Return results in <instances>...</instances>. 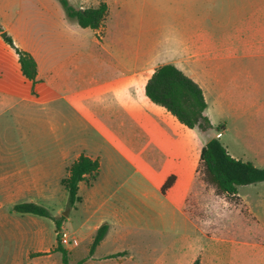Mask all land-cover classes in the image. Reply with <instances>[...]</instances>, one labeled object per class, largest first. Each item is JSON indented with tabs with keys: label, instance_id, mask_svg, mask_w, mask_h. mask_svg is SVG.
<instances>
[{
	"label": "crops",
	"instance_id": "crops-1",
	"mask_svg": "<svg viewBox=\"0 0 264 264\" xmlns=\"http://www.w3.org/2000/svg\"><path fill=\"white\" fill-rule=\"evenodd\" d=\"M68 2L81 10L105 2L107 17L99 28L83 27L61 0H0V264L30 263L57 246L54 218L14 206L36 203L54 217L67 215L62 179L81 155L98 160L100 169L80 183L81 201L68 217L79 243L88 244L86 251L78 248L85 254L78 262L124 264L152 250L163 262L164 239L161 249L147 245L136 237L139 225L162 236L178 223L196 225L207 182L196 127L153 102L146 84L160 65H176L203 89L213 127L214 109L264 111V0H172V7L145 0ZM16 48L36 60L34 80L23 74ZM263 122L251 124L253 134ZM219 125L221 138L230 128ZM208 136L207 142L216 135ZM258 183L237 196L249 211L240 214L261 235L253 245L264 259ZM103 225L107 233L90 254ZM254 231L248 225L243 232ZM200 260L230 264L221 255Z\"/></svg>",
	"mask_w": 264,
	"mask_h": 264
},
{
	"label": "rangeland",
	"instance_id": "rangeland-1",
	"mask_svg": "<svg viewBox=\"0 0 264 264\" xmlns=\"http://www.w3.org/2000/svg\"><path fill=\"white\" fill-rule=\"evenodd\" d=\"M142 1V0H139ZM148 5L158 7H172L175 5L172 0H145ZM176 16L170 15L169 23L176 26ZM214 127L207 133L196 127L195 132L200 134L201 146L206 144L209 134L218 136L221 133L217 129V125H227L230 130L223 131L221 137L222 143L228 148L229 152L236 158L249 160L257 166L264 167V122L256 134H253L252 123L264 121V111L258 110H213ZM222 135V133H221ZM220 137V136H218ZM203 167L200 166L201 176H203ZM258 187H264V181L259 182ZM213 185L207 182L205 189L203 188V203L200 209L202 221L194 224L181 223L176 228H169L168 233L162 236L159 230L148 229L147 225H139L140 230L136 233V237L143 240L147 245L153 248H162L164 239V248L168 246V252L165 254L163 262L161 252L152 250L150 253L138 252L139 258L134 261H126L124 264H188L193 257L201 258L203 256L221 255L226 262L230 264H264V259H260V247L254 246L261 240V235L257 232V226L249 223V228L255 230L250 234L243 232L248 228L246 218L240 214L244 211L249 214L246 204L240 196L228 197L225 194H217L213 197ZM256 186L249 184L239 187V194L244 195L245 191H254ZM264 196V190H262ZM73 206H66L69 209L67 215L60 214L57 217L64 216L61 228H57V246L59 245L60 229H66L71 236L78 238L71 232L68 227V217ZM233 208V209H230ZM79 240V238H78ZM80 241V240H79ZM233 241V242H232ZM80 244V243H79ZM141 245V243H137ZM57 246L51 253H45L36 256L33 261L26 264H63L62 253L57 250ZM88 244L81 241L76 247L69 248L70 263L76 264L85 254L79 252L78 248L86 251ZM152 259V260H151Z\"/></svg>",
	"mask_w": 264,
	"mask_h": 264
},
{
	"label": "trees",
	"instance_id": "trees-1",
	"mask_svg": "<svg viewBox=\"0 0 264 264\" xmlns=\"http://www.w3.org/2000/svg\"><path fill=\"white\" fill-rule=\"evenodd\" d=\"M61 2L67 15L76 18L83 27L99 28L108 14V5L105 2L83 10L74 8L68 0H61ZM10 42L14 45L12 40ZM16 49L19 53L23 74L34 80L38 72L36 60L29 52ZM146 94L153 102L162 105L174 114L187 127H199L203 131L213 128L210 118L204 113L207 101L203 89L176 65L167 63L157 67L146 84ZM222 126L218 125L217 129L220 131ZM201 166L205 181L213 185L219 195L237 196L240 186L264 181V167L257 166L249 160L234 157L218 136L211 138L203 146ZM99 169V161L86 155H81L72 163L68 174L62 179V184L69 194V206H75L77 202L81 201L80 183L87 175L91 179H95ZM173 180L174 177L169 178L164 189L170 186ZM14 209L18 212H29L54 218L57 228L62 226L64 216L54 217L45 206L26 202L16 204ZM107 230V225L100 227L90 246V254L94 253ZM57 250L62 253L63 264H70L69 251L60 242ZM81 262L79 261L77 264H81ZM193 264H201L200 258H197Z\"/></svg>",
	"mask_w": 264,
	"mask_h": 264
},
{
	"label": "built area",
	"instance_id": "built-area-1",
	"mask_svg": "<svg viewBox=\"0 0 264 264\" xmlns=\"http://www.w3.org/2000/svg\"><path fill=\"white\" fill-rule=\"evenodd\" d=\"M218 136H221V133H219ZM58 234L60 243L64 246H77L79 244L78 238L71 236L66 229H60Z\"/></svg>",
	"mask_w": 264,
	"mask_h": 264
},
{
	"label": "water",
	"instance_id": "water-1",
	"mask_svg": "<svg viewBox=\"0 0 264 264\" xmlns=\"http://www.w3.org/2000/svg\"><path fill=\"white\" fill-rule=\"evenodd\" d=\"M3 37H6V33L3 34Z\"/></svg>",
	"mask_w": 264,
	"mask_h": 264
}]
</instances>
